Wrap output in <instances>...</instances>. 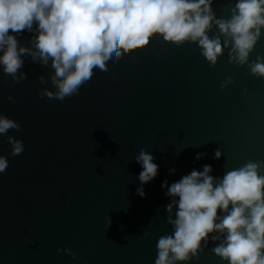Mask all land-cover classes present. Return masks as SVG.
<instances>
[{
	"label": "water",
	"instance_id": "water-1",
	"mask_svg": "<svg viewBox=\"0 0 264 264\" xmlns=\"http://www.w3.org/2000/svg\"><path fill=\"white\" fill-rule=\"evenodd\" d=\"M236 2L213 0L215 18L230 19ZM10 34L18 48L37 51L35 24ZM207 34L222 44L230 39L214 21ZM201 52L198 43L156 36L116 61L107 78L94 69L62 101L41 95L57 90L51 60L25 53L19 81L0 66V115L20 125L0 135V156L9 161L0 173V264H155L157 241L173 233L176 211H167L173 198L165 181L204 165L219 179L249 162L264 176V77L250 68L264 57V28L244 65L231 60L230 45L215 65ZM8 136L23 141L22 153L10 155ZM141 151L158 165L143 185ZM222 240L210 234L176 264H227L213 252Z\"/></svg>",
	"mask_w": 264,
	"mask_h": 264
},
{
	"label": "clouds",
	"instance_id": "clouds-1",
	"mask_svg": "<svg viewBox=\"0 0 264 264\" xmlns=\"http://www.w3.org/2000/svg\"><path fill=\"white\" fill-rule=\"evenodd\" d=\"M213 0H0V66L14 80L23 66L22 56L30 53L55 70L52 83L55 92L45 89L41 95L64 100L93 77L96 69L105 78L109 69L125 54L148 46L156 36L165 41L183 44L198 43L201 54L212 65L217 63L223 48L231 46V60L240 65L248 62L264 28V0H237L228 20L216 19ZM230 39L210 38L212 22ZM36 26L34 46L18 48L16 35ZM250 65L254 75L264 77V57ZM42 79V78H41ZM228 78L227 83H232ZM226 86V85H225ZM9 100H13L11 95ZM16 121L0 115V135L9 129L19 130ZM10 155L23 152L22 140L8 136ZM217 151L215 157L219 159ZM200 156L198 154L197 159ZM154 157L141 151V184L158 175ZM8 158L0 156V173L8 167ZM260 165L249 162L231 170L222 178L210 173L211 165L168 185L166 195L172 197L167 206L173 233L157 241L155 264H176L195 256L209 235L218 232L222 242L213 252L227 264H264V176ZM172 172L175 169L171 170ZM138 194L145 195L143 189ZM219 213V214H218ZM221 213H223L221 215ZM218 221V222H217ZM218 237L212 236L213 240ZM74 258L70 251L66 253Z\"/></svg>",
	"mask_w": 264,
	"mask_h": 264
}]
</instances>
